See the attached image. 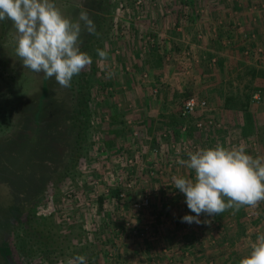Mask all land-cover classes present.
<instances>
[{
    "label": "rangeland",
    "instance_id": "obj_1",
    "mask_svg": "<svg viewBox=\"0 0 264 264\" xmlns=\"http://www.w3.org/2000/svg\"><path fill=\"white\" fill-rule=\"evenodd\" d=\"M103 1L105 8L99 11ZM138 2L54 0L73 21L87 11L98 14L102 24L91 46V34L82 32L81 50L91 55L93 63L68 88L24 68L15 53L16 29L12 23L9 26L11 21H0V160L10 158L9 145L11 157L17 156L12 140L25 145L29 138L32 148L33 141L41 150L45 145L47 150L53 148L41 153L45 159L41 167H37L39 161H29L30 154L10 158L15 175L39 172V176L46 175V184L32 205L34 217H19L3 244L0 238V264H5L3 254L10 264H67L76 255H85L87 264H239L258 235L264 234V202L255 208L243 207L240 220L238 212L228 210L220 216L202 214L200 224L181 222L185 215L195 213L188 209L184 194L173 187L172 177L194 178L195 173L172 159L171 153L172 144L197 150L244 144L248 154L264 157V53L256 56L257 48L263 46L245 45L257 40L263 43L259 37L263 30L258 34L242 29L240 37L229 30L220 35L221 20L227 28L235 25L234 19L241 23L234 0ZM261 3L243 0L252 27L263 25ZM222 12L228 16L222 19ZM105 47L108 59L98 63L96 49ZM249 50L254 55H247ZM210 53L215 55L212 61ZM172 69L179 79L160 82L161 75ZM253 91L261 100L251 99L246 112L225 109L228 96L245 100ZM82 93L89 96L91 114L83 151L73 153L74 132L68 121L58 135L53 132L45 139L51 145L37 141L35 133L25 128L28 116L40 103L48 117L71 116L80 106ZM191 97L206 101L207 106L183 118L180 110ZM114 116L119 120L114 121ZM150 119L158 124L154 136L153 127L146 125ZM207 121L221 128L200 130L199 138L187 130ZM180 122L181 128L171 129L169 124L178 126ZM213 131L217 132L215 139L209 140ZM153 148L160 151L152 152ZM121 153L135 159L133 174H126ZM73 156L77 163L72 162ZM171 159L172 166L167 164ZM130 180H135L131 188L126 186ZM24 181H17L16 190L27 187V177ZM12 188L0 184L2 212L15 203ZM147 198V207L136 206ZM51 199L56 212L39 216Z\"/></svg>",
    "mask_w": 264,
    "mask_h": 264
},
{
    "label": "clouds",
    "instance_id": "obj_2",
    "mask_svg": "<svg viewBox=\"0 0 264 264\" xmlns=\"http://www.w3.org/2000/svg\"><path fill=\"white\" fill-rule=\"evenodd\" d=\"M11 21L17 32L16 55L22 66L46 79L54 78L63 88L71 86L93 59L81 50V34L99 35L87 11L76 21L66 17L54 0H0V21ZM83 22V25L81 24ZM98 63L107 61L108 51L96 49ZM113 76L112 72L108 73ZM178 163L193 170V177L173 176V187L185 196L188 209L181 222L200 224V216L233 214L243 207H257L264 202V157H253L246 146L223 145L187 153ZM211 223V221H203ZM67 264H87L85 255H76ZM239 264H264V234H259L250 253Z\"/></svg>",
    "mask_w": 264,
    "mask_h": 264
},
{
    "label": "trees",
    "instance_id": "obj_3",
    "mask_svg": "<svg viewBox=\"0 0 264 264\" xmlns=\"http://www.w3.org/2000/svg\"><path fill=\"white\" fill-rule=\"evenodd\" d=\"M102 3L99 2V6H98L99 11H102L105 8L104 1ZM106 7L109 8L108 5ZM97 15L98 14H94V15L89 14V17L95 22L97 31L99 33L100 27L102 24L100 21L97 20L98 19ZM95 36H97V35H90L89 36L90 44L89 43L88 44L90 46L93 45V43H95V41H96ZM208 56L211 57L210 60L212 61V58L215 55L210 53ZM219 63L222 66L223 61L221 60V61H219ZM254 94H255V92L252 94L251 93L246 94L245 100H239V98H236L235 96H228L226 98L224 107L227 110L240 109V110L246 112L248 110L250 103H251V99H253V97H254ZM79 104H80V106L75 111V113L72 114L71 116L60 115L58 117H48L47 110H45L44 106L40 103L37 106V108H35L36 110L34 109L33 112L31 113V115L28 116L27 124H26L25 128L32 130L35 133V135L37 136L36 140L37 141H38V139L42 140V142L44 143V142H46L45 139L51 138V136L54 133H56L58 135L59 130L63 126L66 125V124H64V122L68 121L70 128L74 132L75 150L73 153L76 154L77 151L81 152V151H83V145H84L85 139L87 138L88 131L91 128V114L89 112L90 101H89L88 94L82 93L81 100H80ZM37 110H39V113L35 115V112ZM180 115L183 118L187 117V116L183 115L182 109L180 110ZM117 118H118L117 116H114L113 120L118 121L119 119L117 120ZM169 125H170L171 129L172 128L173 129L174 128L179 129L182 127L181 122L179 123L178 126L176 124H174V125L169 124ZM184 125H185V123H184ZM184 125H183V127H184ZM67 129H68V127H67ZM149 129H152V126H150ZM187 130L189 131V133H191L192 135H195L197 138H199L201 135L200 134L201 131L197 130L196 124H193L192 126H188ZM174 131H177V130H174ZM67 132H69V131H67ZM169 132H171V131H169ZM215 133H217V132L213 131L210 134L209 140L215 139ZM70 134L72 135V133H70ZM31 141L28 138L27 142H25V145H24V143L21 144L20 141L15 142L14 140H12L11 143L14 144V147H13L15 149L14 151L18 152V154H17V156L13 155V156H16L14 158L11 157L10 145L7 146V148H6L7 153L10 154L9 156L12 160L18 159V158L20 159L23 156H25V154H28V155L30 154V156H29L30 160L29 161H31V160L39 161L37 164L39 166H37V167H41L43 165L42 162L45 160L44 158L42 159L41 153L43 151H48V150L53 149V148L51 147L50 149L47 150V146L45 145L44 149L41 150L42 148L38 147V143L36 141H33L32 146L34 148H32L31 147ZM48 142L51 145V142L49 140L46 142V144ZM154 149L155 148H153V150ZM145 150H147V147H145ZM153 150H152V152H153ZM19 153H21L22 156H20ZM38 157H40V158H38ZM4 158H2L0 160L2 163H4V166H1V168H0V184L6 183V184H9L10 186L13 187L10 194L13 195V198L15 199V203L11 204L9 207H6L5 212H2V209L0 210V238L2 240V244L7 239V235H9L12 232L14 222L17 221V219H19V217H21V216L23 217V215H26V214H27V216H30V217L33 216L34 217L32 205L35 202V198H37L41 193L44 192L45 184H46L45 177L43 176L45 174H40V176H39L38 175L39 172L33 171L32 173L27 174V176H25L24 173L20 174V172H17L18 177H16L17 174L15 175V172H13V168H10L13 166V162L11 161L10 158H7V157H4ZM29 161H25L24 164L26 162L28 163ZM156 161L161 162V160H158V159ZM72 162L77 163V157L74 158V156H73ZM70 168H74V165L71 166ZM73 170L74 169L69 170L66 173V175L69 176ZM26 177H27V187H25L24 189L23 188L18 189L19 191L16 190L15 185H16L17 181L19 179H22L24 181V180H26ZM25 182L26 181H24L23 183H25ZM221 215H223V213ZM238 216H239L238 219L240 220V218L243 216V208H241L238 211ZM0 245H1V243H0ZM2 258L5 262V264H10L8 258L5 256V254L2 255Z\"/></svg>",
    "mask_w": 264,
    "mask_h": 264
},
{
    "label": "built area",
    "instance_id": "obj_4",
    "mask_svg": "<svg viewBox=\"0 0 264 264\" xmlns=\"http://www.w3.org/2000/svg\"><path fill=\"white\" fill-rule=\"evenodd\" d=\"M142 3H143V0H139L138 4L140 5ZM262 46L263 47L257 48V50H256V56L259 55V54L264 53V45H262ZM251 52H253V51H251V50L246 51V54L247 55H249V54L254 55ZM253 99L255 101L256 100L260 101L261 100V95L259 93H255ZM206 106H207V102L206 101L199 100V99H197L195 97L188 98L184 102L183 107H182L183 115L184 116H187V117L188 116H192L198 110L206 108ZM196 128H197V130H209V129L211 130L213 128L220 129L221 126L215 124L213 121H207V122H198L196 124ZM184 129L186 130V127ZM171 149H172V152L171 153L173 154L172 159L175 158V159H178V161L181 160V158L183 156H186L189 151L195 152L197 150L196 147H192L191 148L190 146H187L185 148H181V146H179L177 144L176 145L172 144V148ZM153 151L155 153H158L160 150H158L157 148H155ZM119 158L122 159L123 162H124V165L123 166L126 168V174L127 175L128 174H133L131 172V168L134 167L135 164H136L135 159L133 157L127 156L125 153H121L120 156H119ZM172 159L167 162V164L170 165V166H172ZM141 173H142V171H140L139 174H141ZM134 183H135V180H134V182H133V180H130V181H128V183L126 184V186L129 187V188H131V187H133V184ZM124 196H125L124 194H121V197H124ZM69 197H70V195H69ZM52 204H53V200L51 199V201L48 203L47 208L45 210H43V211L38 212V215L39 216H44V217H48V216L53 215L56 212V209L52 206ZM149 204H150V202H149V199L147 198L146 200H144V202H142L141 204H138L136 206H138V207H142V206L147 207Z\"/></svg>",
    "mask_w": 264,
    "mask_h": 264
},
{
    "label": "crops",
    "instance_id": "obj_5",
    "mask_svg": "<svg viewBox=\"0 0 264 264\" xmlns=\"http://www.w3.org/2000/svg\"><path fill=\"white\" fill-rule=\"evenodd\" d=\"M252 1V0H251ZM253 1H255V2H257V4H259V3H261V4H264V0H253ZM234 3H235V9L234 10H236V13L238 14V17L237 18H239L240 19V21L239 22H241V23H236V20L234 19V21L233 22H235V25H232V27H230V28H227V25L225 24V26H223L224 24V22H223V20H221V22H220V25H221V28H220V30H219V33H220V35L222 36L223 35V33H225L224 31H230V32H232L233 34L235 33V32H233V31H236L237 32V34L238 35H236V37H240V33H243L242 31V29H244V30H246V31H257L258 32V34H260L261 33V31H262V33L264 32V10H263V12H262V18H263V20H262V22H263V25L261 26V24H257L255 27H252L254 24L252 23V19H251V15H250V12H248V9H246L245 8V6L243 5V0H234ZM254 3V2H253ZM245 11H247L246 13H244ZM223 16L224 17H227L228 16V14H226L225 12H222V19H223ZM249 19V20H248ZM232 23V22H231ZM233 24V23H232ZM11 25V22L9 23V26ZM239 25V26H238ZM205 27V26H204ZM224 27V28H223ZM257 27V28H256ZM208 31L204 28V33H207ZM264 34H261V35H259V37L260 38H262V40H263V43L262 42H259L258 40L257 41H251L249 44H245L246 45V47L247 46H249L250 44H253L252 45V47L253 48H256L257 46H259V45H264V36H263ZM223 37V36H222ZM261 40V39H260ZM205 42H206V44L208 43L206 40H205ZM200 44L203 46V42H200ZM205 47H204V49H206V48H208V47H206V45H204ZM241 46H242V44H241ZM198 51V53H199V55L200 54H203V52H201V51H199V50H197ZM233 53H234V51H233ZM206 54V53H205ZM263 55V54H262ZM264 56V55H263ZM231 58H233V57H231ZM174 70H176V69H172L171 71H169V73H167V74H163V75H161V77H160V82H162V83H164L163 82V78L164 79H166V80H171V79H179V78H177V76L179 75L178 73H176V72H174ZM187 79H189V83H191V84H193L194 83V81L192 80V77H187ZM158 80V81H159ZM123 81H125V79H123ZM122 81V82H123ZM157 81V82H158ZM167 81V82H168ZM160 82H158V83H160ZM188 83V82H187ZM190 84V85H191ZM132 85H134L137 89H139V87L137 86V85H135L134 83L132 84ZM205 87H207L206 85H205ZM208 87H210V86H208ZM141 92H142V90L141 89H139ZM158 102V101H157ZM150 120H152V119H150ZM157 122H155V124H154V121L152 120V121H150V122H148V124H146L147 126H148V128H150V126H152L153 127V129L151 130L152 131V133H153V136H154V133H155V130H157V127H158V124H156ZM169 126V125H168Z\"/></svg>",
    "mask_w": 264,
    "mask_h": 264
}]
</instances>
